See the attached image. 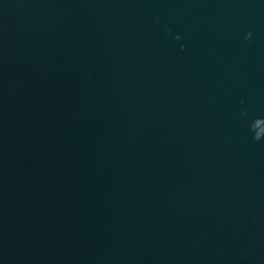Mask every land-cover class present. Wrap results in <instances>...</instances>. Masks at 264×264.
I'll return each instance as SVG.
<instances>
[{
    "label": "water",
    "instance_id": "95a60500",
    "mask_svg": "<svg viewBox=\"0 0 264 264\" xmlns=\"http://www.w3.org/2000/svg\"><path fill=\"white\" fill-rule=\"evenodd\" d=\"M0 264H264V0H0Z\"/></svg>",
    "mask_w": 264,
    "mask_h": 264
}]
</instances>
